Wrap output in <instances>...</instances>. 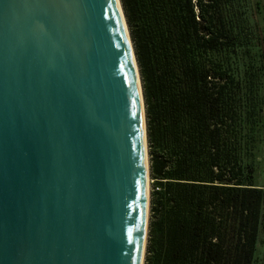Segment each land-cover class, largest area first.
Returning a JSON list of instances; mask_svg holds the SVG:
<instances>
[{
	"label": "water",
	"instance_id": "obj_1",
	"mask_svg": "<svg viewBox=\"0 0 264 264\" xmlns=\"http://www.w3.org/2000/svg\"><path fill=\"white\" fill-rule=\"evenodd\" d=\"M147 175L120 0H0V264H144Z\"/></svg>",
	"mask_w": 264,
	"mask_h": 264
},
{
	"label": "trees",
	"instance_id": "obj_2",
	"mask_svg": "<svg viewBox=\"0 0 264 264\" xmlns=\"http://www.w3.org/2000/svg\"><path fill=\"white\" fill-rule=\"evenodd\" d=\"M120 2L153 179L144 264H253L264 202L253 183L264 133L258 3Z\"/></svg>",
	"mask_w": 264,
	"mask_h": 264
},
{
	"label": "rangeland",
	"instance_id": "obj_3",
	"mask_svg": "<svg viewBox=\"0 0 264 264\" xmlns=\"http://www.w3.org/2000/svg\"><path fill=\"white\" fill-rule=\"evenodd\" d=\"M258 3V10H256L255 21L259 27V34L262 38V51L264 53V0H250ZM251 13V12H250ZM252 21V15H250ZM257 49V48H256ZM264 126V119H263ZM262 132V131H261ZM148 147V145H147ZM149 158V155H148ZM253 166H254V184L257 187L264 188V133H260L256 146L253 152ZM149 194L153 187V179L149 173ZM253 264H264V202L261 208V217L258 224L257 242L254 254Z\"/></svg>",
	"mask_w": 264,
	"mask_h": 264
},
{
	"label": "bare ground",
	"instance_id": "obj_4",
	"mask_svg": "<svg viewBox=\"0 0 264 264\" xmlns=\"http://www.w3.org/2000/svg\"><path fill=\"white\" fill-rule=\"evenodd\" d=\"M149 180H150V179H149V176L147 175V176H146V189H147V190H150V189H149V184H150V183H149Z\"/></svg>",
	"mask_w": 264,
	"mask_h": 264
}]
</instances>
